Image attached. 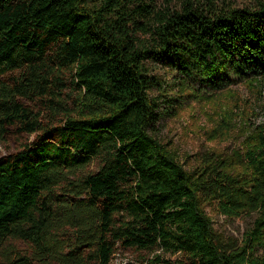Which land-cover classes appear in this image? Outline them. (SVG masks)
<instances>
[{
    "label": "trees",
    "instance_id": "16d2710c",
    "mask_svg": "<svg viewBox=\"0 0 264 264\" xmlns=\"http://www.w3.org/2000/svg\"><path fill=\"white\" fill-rule=\"evenodd\" d=\"M254 2L0 0V264L126 251L141 264H264V127L237 154L243 172L213 152L189 171L155 133L180 98L152 73L173 71L180 92L264 88ZM210 202L253 215L240 242L215 231Z\"/></svg>",
    "mask_w": 264,
    "mask_h": 264
},
{
    "label": "rangeland",
    "instance_id": "374dc122",
    "mask_svg": "<svg viewBox=\"0 0 264 264\" xmlns=\"http://www.w3.org/2000/svg\"><path fill=\"white\" fill-rule=\"evenodd\" d=\"M165 1L157 0L160 4ZM215 1H226L239 7L255 4L254 0ZM152 73L167 82L169 96L180 98V102L170 108V114L163 115L156 125L157 138L176 152L189 171L202 162L204 154L213 152L230 161L229 172H243L245 166L238 162L237 154L243 152L249 136L264 127V88L246 81L216 92L199 91L198 87L180 92L173 71L155 64ZM158 92L155 90L152 94L156 96ZM6 153L7 149L0 144V155ZM205 211L212 219L215 231L226 240L240 242L253 221V215L228 218L219 213L213 202L205 204ZM137 256L135 252L126 251L117 254L111 264H141ZM178 256L165 254L171 260Z\"/></svg>",
    "mask_w": 264,
    "mask_h": 264
}]
</instances>
